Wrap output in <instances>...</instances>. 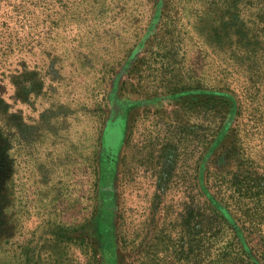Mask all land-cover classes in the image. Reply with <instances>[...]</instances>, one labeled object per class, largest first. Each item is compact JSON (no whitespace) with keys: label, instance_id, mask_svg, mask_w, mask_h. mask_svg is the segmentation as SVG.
I'll use <instances>...</instances> for the list:
<instances>
[{"label":"rangeland","instance_id":"obj_1","mask_svg":"<svg viewBox=\"0 0 264 264\" xmlns=\"http://www.w3.org/2000/svg\"><path fill=\"white\" fill-rule=\"evenodd\" d=\"M74 1L93 17L76 24L72 7L64 10L59 52L49 38L46 53L34 42L31 52L0 55V264H98L80 232L96 214L100 166L111 168L116 203L100 233V264H113L115 226L120 264H240L201 181L263 252L264 91L231 67L236 38L210 32L221 15L215 0L165 2L159 33L140 49L153 0H65ZM214 85L235 89L242 112L209 156L228 108L192 92ZM114 88L122 115L110 113ZM199 227L209 230V257H194Z\"/></svg>","mask_w":264,"mask_h":264},{"label":"trees","instance_id":"obj_2","mask_svg":"<svg viewBox=\"0 0 264 264\" xmlns=\"http://www.w3.org/2000/svg\"><path fill=\"white\" fill-rule=\"evenodd\" d=\"M51 1L57 4L55 13L49 6ZM165 2L170 4V0H153V9L146 22V27L139 31L141 33L138 41L135 43L137 48L140 49L142 45L144 46V41H146L149 35H157L159 33L160 18L162 10L165 7ZM80 3L81 1L66 3L65 0H0V55L7 56V54L15 53V51L19 52V50L22 49L26 52H31L33 47L29 46L34 42L43 46L40 48L41 50H39L46 53L49 49V38L55 41L54 45L51 46V50H54V53L59 52L60 49L57 47V43L60 39V30L65 24L66 17L64 10L67 7H72L69 12V17L72 20L69 21L76 24L81 20L83 24H87L91 20L90 17H93L92 14H88L86 11H83L81 15ZM214 5L218 7L216 10H218L221 15L212 20L213 27L210 32L216 34L218 30H227L225 36L236 38L234 42L231 39V41H229V43H231V48L228 49L229 54L227 55V59L233 60V65L231 67L234 69L235 66H237L238 74L256 79H249L248 81H250L253 86L258 82L261 86V88H258V91H264V0H215ZM93 6L94 4L92 3L90 8L92 9ZM50 28L56 29L55 36L53 37L49 34L51 31ZM52 60L54 62L57 59L53 58ZM235 76L236 75H233V77ZM229 88V86L226 87L225 85L223 88L214 85V87L206 89L196 88L193 89L192 92L195 96H208L209 100L213 103L220 102L228 108L227 120L222 125V128L218 129L217 134L215 136L213 135L209 143V156L212 155L214 150L219 146L222 135L230 126L231 121L234 117L241 115L242 112L240 97L236 94L235 89ZM171 96L175 98L179 97L178 95ZM162 99V97H154L152 100L153 102H157L162 101ZM144 103L145 102H136L134 106ZM108 104L110 105V113L114 112V115H122L124 113L126 104L118 99L115 88L108 93ZM114 131H116V129L114 130L113 128L110 132ZM100 167V177L98 178L99 187L97 190L98 202H96L95 206L96 214L88 224H83L84 227L82 226L80 232V236L83 240L82 242L87 243L90 241L92 244L98 264L101 262V255L99 258L97 251V247H101L99 241L100 233L106 230L107 227L104 230L105 222L111 218L109 215H112L114 207L116 208V203H114L113 200V187L109 183L111 168L109 167L104 170L102 166ZM202 171L204 172V170ZM200 186L202 193H204L210 203V209L214 213L215 218L218 219L220 224L226 225L229 230H231L232 233L229 240H231L230 243L232 244L234 242L238 244L237 246L240 249L238 251L240 255H242L240 256V264H264V251L258 252L250 245L252 244L251 236L255 235V233L249 232V230L246 231L247 225L244 221L240 222L229 215L225 205L220 200H217L213 193H210L206 182L203 183L201 181ZM102 196L103 201H101ZM93 223H95V231L89 235L87 228L93 225ZM202 228L203 227L197 228L194 233L195 237H197L195 241L196 246L193 251L195 258L210 256V247H207L203 241L204 236L209 230L207 228V230L203 232L201 230ZM74 232H77V230ZM114 233L116 248H113L112 254L107 256H109L108 259L113 264H120L123 251L120 247V237L116 226ZM92 236L96 237L98 241L92 242ZM76 237L68 235L66 238L68 241H71ZM77 238H79V234ZM136 250L138 252L140 251L139 248ZM135 255L136 254H132V257ZM126 256L127 255L123 257Z\"/></svg>","mask_w":264,"mask_h":264}]
</instances>
